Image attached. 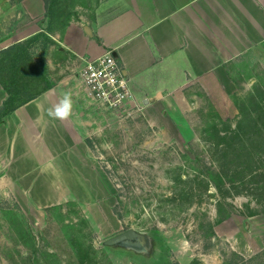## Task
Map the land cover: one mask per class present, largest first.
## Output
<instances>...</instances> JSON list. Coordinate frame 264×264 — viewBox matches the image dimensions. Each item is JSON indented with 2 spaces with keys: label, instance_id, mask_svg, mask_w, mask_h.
Masks as SVG:
<instances>
[{
  "label": "rangeland",
  "instance_id": "374dc122",
  "mask_svg": "<svg viewBox=\"0 0 264 264\" xmlns=\"http://www.w3.org/2000/svg\"><path fill=\"white\" fill-rule=\"evenodd\" d=\"M106 2L63 5L72 22L86 23ZM32 52L53 84L69 74L81 83L78 59L52 45L44 50L39 44ZM230 72L238 86L231 109L218 112L195 88L186 126L176 125L169 112L155 126L129 109L86 113L92 156L78 162L84 190L70 175L69 187L53 192L63 202L46 207L28 199L30 193L17 191L18 199L16 192L0 190V264H264V179L259 190L242 194L227 178L222 185L221 163L205 134L213 123L225 127L219 118L236 125L235 99L264 88V59L230 66ZM41 88L32 85L33 92ZM83 93L82 103L96 109ZM250 211L256 216L249 217ZM129 229L152 239L149 254L104 246Z\"/></svg>",
  "mask_w": 264,
  "mask_h": 264
},
{
  "label": "crops",
  "instance_id": "0c3cea01",
  "mask_svg": "<svg viewBox=\"0 0 264 264\" xmlns=\"http://www.w3.org/2000/svg\"><path fill=\"white\" fill-rule=\"evenodd\" d=\"M107 1L91 22H71L63 36H52V46L80 65L81 59L111 52L131 81L132 113L150 126L168 112L176 125L186 126L195 88L218 112L229 111L238 89L230 66L264 59V0ZM47 27L44 0H0V54ZM81 88L75 76H64L2 120L1 191L30 193L28 199L46 207L63 202L53 192L70 185V175L84 190L78 162L92 156L84 135L86 113L100 110L82 103ZM66 93L72 114L54 119L49 109ZM8 98L0 84V111Z\"/></svg>",
  "mask_w": 264,
  "mask_h": 264
},
{
  "label": "trees",
  "instance_id": "16d2710c",
  "mask_svg": "<svg viewBox=\"0 0 264 264\" xmlns=\"http://www.w3.org/2000/svg\"><path fill=\"white\" fill-rule=\"evenodd\" d=\"M48 27L23 44L13 46L0 54V84L9 98L0 111V123L9 114L34 101L41 94L51 90L54 84L49 80L47 66L42 60L39 68L33 60L32 50L39 44L47 49L54 44L52 36H63L72 22V14L63 5V0H44ZM42 86L33 92L32 85ZM238 121L235 126L226 125L220 118L219 123L206 130L207 144L213 156L221 163L224 178L238 194L259 190L264 179V88L256 86L246 97L235 99ZM249 217L256 216L250 211Z\"/></svg>",
  "mask_w": 264,
  "mask_h": 264
},
{
  "label": "built area",
  "instance_id": "2783aa9c",
  "mask_svg": "<svg viewBox=\"0 0 264 264\" xmlns=\"http://www.w3.org/2000/svg\"><path fill=\"white\" fill-rule=\"evenodd\" d=\"M81 84L97 109L117 115L133 111L131 81L124 75L116 57L108 52L96 59H81L78 69Z\"/></svg>",
  "mask_w": 264,
  "mask_h": 264
},
{
  "label": "water",
  "instance_id": "95a60500",
  "mask_svg": "<svg viewBox=\"0 0 264 264\" xmlns=\"http://www.w3.org/2000/svg\"><path fill=\"white\" fill-rule=\"evenodd\" d=\"M105 247H122L149 254L152 250V239L145 233L129 229L104 242Z\"/></svg>",
  "mask_w": 264,
  "mask_h": 264
},
{
  "label": "clouds",
  "instance_id": "9594fccd",
  "mask_svg": "<svg viewBox=\"0 0 264 264\" xmlns=\"http://www.w3.org/2000/svg\"><path fill=\"white\" fill-rule=\"evenodd\" d=\"M72 114V99L70 94H64L58 103L49 109V115L54 119L66 120Z\"/></svg>",
  "mask_w": 264,
  "mask_h": 264
},
{
  "label": "bare ground",
  "instance_id": "6f19581e",
  "mask_svg": "<svg viewBox=\"0 0 264 264\" xmlns=\"http://www.w3.org/2000/svg\"><path fill=\"white\" fill-rule=\"evenodd\" d=\"M79 179V178H78ZM80 184H81V182H80ZM82 185V184H81ZM84 187V186H83Z\"/></svg>",
  "mask_w": 264,
  "mask_h": 264
}]
</instances>
